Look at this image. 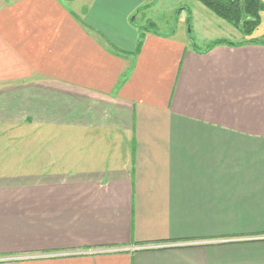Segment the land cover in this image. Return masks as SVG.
Segmentation results:
<instances>
[{"label": "crops", "instance_id": "crops-1", "mask_svg": "<svg viewBox=\"0 0 264 264\" xmlns=\"http://www.w3.org/2000/svg\"><path fill=\"white\" fill-rule=\"evenodd\" d=\"M147 1L0 0V264H264V11L203 52Z\"/></svg>", "mask_w": 264, "mask_h": 264}, {"label": "rangeland", "instance_id": "rangeland-1", "mask_svg": "<svg viewBox=\"0 0 264 264\" xmlns=\"http://www.w3.org/2000/svg\"><path fill=\"white\" fill-rule=\"evenodd\" d=\"M144 6L131 16L138 29L178 32L198 47L219 38L238 42L247 37L241 28L216 17L196 0H148Z\"/></svg>", "mask_w": 264, "mask_h": 264}, {"label": "trees", "instance_id": "trees-1", "mask_svg": "<svg viewBox=\"0 0 264 264\" xmlns=\"http://www.w3.org/2000/svg\"><path fill=\"white\" fill-rule=\"evenodd\" d=\"M216 17L228 22L234 27L241 28L246 36H250L258 27L260 13L264 11V2L261 0H196ZM145 30V28H143ZM146 31V30H145ZM147 31H149L147 29ZM251 42H255L250 40ZM239 45L229 40L221 39L208 43L203 52H207L219 44ZM264 43V41H263ZM195 45V43H193Z\"/></svg>", "mask_w": 264, "mask_h": 264}]
</instances>
